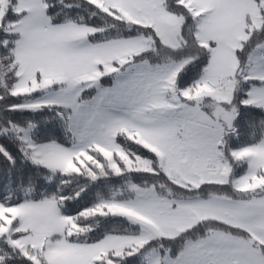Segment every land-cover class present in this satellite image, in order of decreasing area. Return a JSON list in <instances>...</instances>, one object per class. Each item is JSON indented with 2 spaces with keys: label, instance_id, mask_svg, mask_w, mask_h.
<instances>
[{
  "label": "snow or ice",
  "instance_id": "obj_1",
  "mask_svg": "<svg viewBox=\"0 0 264 264\" xmlns=\"http://www.w3.org/2000/svg\"><path fill=\"white\" fill-rule=\"evenodd\" d=\"M0 264H264V0H0Z\"/></svg>",
  "mask_w": 264,
  "mask_h": 264
}]
</instances>
